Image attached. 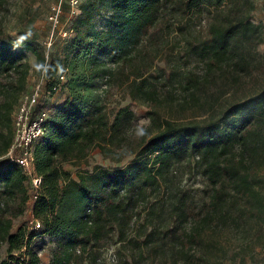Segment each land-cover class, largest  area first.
<instances>
[{"label":"trees","instance_id":"obj_1","mask_svg":"<svg viewBox=\"0 0 264 264\" xmlns=\"http://www.w3.org/2000/svg\"><path fill=\"white\" fill-rule=\"evenodd\" d=\"M255 2L82 0L62 59L47 58L24 28L6 39L0 21V264H42L31 248L40 233L56 241L49 264H264V27L252 21ZM207 10L224 23L205 39L194 17ZM29 53L53 95L67 74L68 98L35 147L42 228L13 231L30 199L28 178L6 158ZM95 154L114 166L67 168Z\"/></svg>","mask_w":264,"mask_h":264},{"label":"rangeland","instance_id":"obj_2","mask_svg":"<svg viewBox=\"0 0 264 264\" xmlns=\"http://www.w3.org/2000/svg\"><path fill=\"white\" fill-rule=\"evenodd\" d=\"M55 1L56 0H4L3 4L0 6V21H4L5 25L4 37L11 40L16 39L18 38V31L24 28L28 31L29 36H37L46 54L53 53L62 59V48L66 41L63 33L65 30L70 28L73 18L71 17L70 9L68 6H65L62 15V26L59 28L61 32L60 30H54L49 21V17L51 13V5L54 4ZM109 18L110 14L107 12H103L100 16H98L96 18L97 28L100 30L107 29ZM194 18L198 34L200 37L205 39L210 38L211 33L216 29L218 24L224 23L221 16L216 17L214 12L210 13V10H207L204 14ZM252 21L257 25L264 27V0H256L255 10L252 13ZM50 42L51 46L48 45ZM257 52L262 55L264 54V43L258 46ZM28 56V63L31 68L26 93L35 90L42 79L45 78V75H43V73L40 74L36 68L38 63L36 55L29 53ZM161 65L164 66V63ZM65 85L66 84H64L54 95H49L47 93L46 86L42 85V98L40 100L39 109L44 108L51 116L55 115L68 98V90ZM115 99L121 101L122 106L131 103L129 98L121 100L119 95H116ZM131 105L132 109L141 115L146 110L137 103H133ZM17 109L18 107L14 111V117ZM143 123L144 119L141 120V124ZM96 165H101L103 167L114 166V164L108 160H104L100 154H95L87 163H83L80 167L67 166V168L75 173L78 169L92 170ZM195 185L200 188L203 186L202 177H199L195 181ZM27 187L28 193L31 194L32 191H30V189L32 190V187L29 181L27 182ZM200 196L201 193H198V197ZM32 219V201H29L25 214L15 220L13 231L18 230L20 227L30 230ZM55 242L54 238L42 235L41 233L38 234L36 239L33 241L32 248L39 253L42 259V264H49L50 253L55 246ZM116 250L117 246H113L111 250L106 253L105 257L110 260L109 258L114 255ZM2 254L3 256H6L5 246L2 249ZM261 254L263 256L264 251H262Z\"/></svg>","mask_w":264,"mask_h":264},{"label":"built area","instance_id":"obj_3","mask_svg":"<svg viewBox=\"0 0 264 264\" xmlns=\"http://www.w3.org/2000/svg\"><path fill=\"white\" fill-rule=\"evenodd\" d=\"M82 0H56L51 5V13L49 21L54 30H60L62 26V15L65 6L70 9L73 20L81 13L80 6ZM61 32V30H60ZM65 39H69L74 35L71 28H68L63 33ZM51 46V42L48 44ZM48 53L46 54L48 58ZM67 82V74L63 73L60 76V85L55 89L57 92ZM42 85L46 86V79L43 78L38 87L32 92H24L21 96L18 109L13 119L14 139L6 158L11 162L16 163L25 176L28 178L32 187L31 194H29L32 201V215L31 231H38L42 228L40 220L36 219L34 215V204L39 199V193L42 185V178L38 176L35 167V147L40 142L45 134V128L50 114L44 108H40V100L42 98ZM49 95H53L47 91ZM29 203V202H28ZM32 248V245H31ZM27 250V249H25ZM113 261H115L113 259Z\"/></svg>","mask_w":264,"mask_h":264},{"label":"crops","instance_id":"obj_4","mask_svg":"<svg viewBox=\"0 0 264 264\" xmlns=\"http://www.w3.org/2000/svg\"><path fill=\"white\" fill-rule=\"evenodd\" d=\"M7 248H8V246L6 245L5 246V254H7Z\"/></svg>","mask_w":264,"mask_h":264}]
</instances>
